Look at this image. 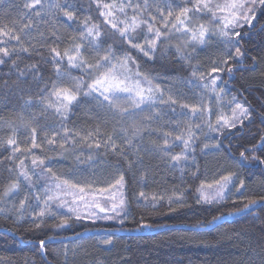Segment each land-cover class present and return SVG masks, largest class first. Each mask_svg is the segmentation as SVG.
<instances>
[{
	"label": "trees",
	"instance_id": "16d2710c",
	"mask_svg": "<svg viewBox=\"0 0 264 264\" xmlns=\"http://www.w3.org/2000/svg\"><path fill=\"white\" fill-rule=\"evenodd\" d=\"M28 2L30 0H0V27L4 25L11 27L12 22L22 27L24 23L31 21L39 32L47 34L53 31L51 23L47 26L43 24L45 17H36L33 12L25 18L23 5ZM50 2L53 0H42L45 6ZM69 2L75 5L69 11L75 12L79 20L90 17L94 23L101 25L102 32L107 31L90 0ZM35 11L42 12L39 6ZM199 22L207 23V20L200 18ZM55 30L59 37L57 42L49 39L42 43L38 38V32H32V36L37 37L32 43L45 57L49 55L47 49L50 46L57 47L60 51L70 49L71 38L79 35L78 25L66 21L56 22ZM185 39L186 37L173 33L172 38L161 45L163 51L158 50L154 59L144 57L135 50L130 51V55L138 64V71L151 80L152 86L159 85L165 90V98L169 94L176 98V90L179 89L183 93L179 97L181 103L212 108L213 123L221 114L231 117L234 105L230 106L228 101H231L233 96H236L239 102L246 101V106L250 105L251 109L255 110L251 122L245 121L243 126L226 130L223 135L213 133L212 139H205L206 128L198 133L200 146L196 150L195 166L190 159L187 163L181 162L179 166L173 167L162 160L156 152L142 151L141 164L132 168L122 164L118 170L116 158L103 147L106 135L115 137L121 127L128 128L133 119L138 121L139 117L148 115L149 111L145 109L136 117L121 120L120 117L98 107L91 98L81 99L80 103L71 109L64 126L78 136H87L88 132H92L95 140L82 141L78 136L70 137L75 138L77 143L74 148L70 147L63 154L59 148L49 146L45 137L51 138L54 132L62 134L59 117L52 110H45L39 106L23 108L21 96L35 98L44 88V84L55 80L52 65L42 61L31 48V56L26 54L21 56L20 67L24 68L25 64H39L44 80L33 81L29 74L25 80L30 91L15 96L9 95L7 90L0 91V177L7 176L6 169L18 164L19 159H25L21 153H17L11 162L5 159L11 155V147L4 143L12 135L10 125L19 124L22 116L32 127L37 128V143L41 147L32 150L33 156L51 157V163L46 161L47 167L61 180L66 179L70 183H81L84 186L91 184V188L100 189L114 184L122 174L124 186L123 189H118L117 197L122 191L129 214L123 223L118 219L74 220L67 209H63L62 213L69 217V224L61 229L54 227L59 222V217L46 219L44 226L36 229L28 215L17 221L11 213L7 217L0 214V264H97V261L102 264H264V205L247 213L227 215L236 207H242L246 202L244 197L255 199L264 196V163L261 162L264 161V147H258L255 153L246 151L257 144L260 136L264 135V123L260 117V114H264V14L258 12L253 27L245 26L242 29L239 44L236 46L240 47L245 55L239 60H228L229 53L226 47L219 41L211 40L208 45L195 48V59L191 61L190 67L189 63L177 56L175 51L177 45L183 48L182 42ZM28 44L29 42L25 41V45ZM108 44L120 45V36L115 32L109 33L102 49L97 52L89 47L84 53L85 59L92 61L95 56L103 55V48ZM0 46L18 47L14 41L5 42ZM124 51L128 49L126 47L123 50L118 49V54L122 56ZM188 51L193 49L189 47ZM224 60H228V63L224 64ZM213 67L224 69L218 73L220 80L224 82L223 84L218 82V87H223L225 92L219 102L215 99V94L185 83L191 79L190 73L193 70L197 72V76L203 74L206 77L204 82H209L212 75H216H210ZM229 67L233 69L231 73L227 71ZM132 70L136 72L137 68ZM9 72L10 65L7 62L0 66V80L9 79ZM81 75L80 71L72 72V76ZM84 78L87 79L86 76ZM11 79H16L14 71ZM57 84L60 87L73 86L72 82L67 80L57 81ZM44 95L47 97V92ZM121 104L124 107L128 106L124 99L121 100ZM224 110L229 111L224 114ZM30 113L36 114V121L32 120ZM41 115L43 118H40ZM169 118L192 125H203L208 119L195 118L187 114L177 117L168 113L164 119ZM160 123L163 121L153 124L152 127L158 128ZM163 131L171 132L175 136L180 134L181 129L165 127ZM16 138L22 151L31 148L29 136L23 129L17 131ZM217 138L221 145L219 151H201L203 143L214 144ZM59 142H63L62 137ZM149 142L162 144L163 140L161 136L155 134L144 136V143ZM90 143H100L101 148L89 150L86 145ZM116 143L123 146L120 138L116 139ZM182 147V144L176 142L171 151L173 154L178 153ZM241 151L245 152L248 160L240 157ZM75 155L85 158L91 155L97 163L76 165ZM253 155L260 157L261 160L253 161L251 159ZM31 158L25 159L29 169ZM128 159H131V156ZM36 171L39 172L40 169ZM229 172L237 173L239 179L245 181L242 195L233 189L231 196L225 201L213 204L197 203L201 184L214 185L221 176ZM32 180L33 183L50 186L47 176L42 175L38 181L33 175ZM234 183L238 184V181L234 179ZM3 186L4 183H0V188ZM21 186H24L23 182ZM36 191L43 194L42 188H37ZM141 191L149 197L159 193L171 196L175 192L177 196L183 195V202L171 204L175 211H169L166 201L152 207L150 203L139 198ZM34 210L38 209L29 208L28 212ZM221 213L225 215L220 220L212 221L213 216H220ZM141 223L150 226L140 227ZM49 237L52 239H48ZM107 238H111L113 244L97 243ZM42 239L45 240L43 250L39 245ZM64 249L68 250L67 256L63 255Z\"/></svg>",
	"mask_w": 264,
	"mask_h": 264
},
{
	"label": "snow or ice",
	"instance_id": "6c2138e0",
	"mask_svg": "<svg viewBox=\"0 0 264 264\" xmlns=\"http://www.w3.org/2000/svg\"><path fill=\"white\" fill-rule=\"evenodd\" d=\"M90 3L95 6L96 14L101 18L103 26L107 31H101V25L94 23L91 18H85L82 21L76 17L75 12L69 11L75 7L69 0H53L47 6L42 3V0H30L25 3V18L33 12L36 17H45L43 24L51 23L53 31L45 34L39 32L36 26L28 21L21 27L12 22L11 27L4 25L0 27V45L5 42L14 41L17 46L9 48L0 46V66L7 62L10 65L9 79L0 80V91L7 90L9 95H20L31 89L26 86L25 78L31 74L32 80L43 82V74L40 73V65L25 64L24 68L20 67L21 56L26 54L31 56L32 51L44 62L52 65V72L55 75V80L44 84V88L34 98L21 96L23 108H31L39 106L45 110H52L60 119V132H54L51 138L45 137L49 146L59 148L61 153L67 152L68 149L74 148L78 134L72 132L65 127V122L69 118L71 109L78 105L81 99L91 98L97 103V106L105 109L107 112L118 116L123 120L126 117H136L138 113L148 109L149 114L139 117V120L133 119V122L128 128L121 127L116 136L106 135L103 147L106 152H110L116 158V168L126 164L128 168L138 166L143 162L140 155L144 152H156L162 160L167 161L171 166L177 167L181 162L187 163L190 159L195 166V154L200 137L198 133L203 132L206 128L207 133L204 134L205 139H212L213 133L223 135L226 130L235 129L238 126H243L245 121L251 122L252 113L255 111L251 106H246L247 102H239L236 96H233L228 104L234 105L231 109V117H226L223 114L219 115L215 123L211 120L212 108L208 106H197L181 103L179 97L183 95L176 90V98L169 94L165 98V90L159 85L152 86L151 80L147 76L138 71V64L134 57L130 55V51L135 50L144 57L154 59L158 50L163 51L161 45L172 38V34H179L186 39L182 42L183 48L180 45L175 46L177 56L189 63L195 59L194 50L197 46H206L209 41L216 40L226 47L229 53L228 60L244 57L245 53L241 48L236 46L241 38V31L245 26L253 27V21L257 20V13L264 14V0H90ZM37 6L42 10L35 11ZM200 18L207 20V23L199 22ZM66 21L69 24L78 25L79 35L71 38V48L63 51L57 47L50 46L47 51L49 55L43 56L40 49L32 42L37 37L32 36L33 31L38 32V38L43 43L49 39L57 42L55 26L56 22ZM115 32L121 38V44L113 46L108 44L103 48V55H97L92 61L85 59L84 53L89 50V47L99 52L102 45L106 43L109 33ZM28 41V46L25 45ZM80 41V43H76ZM124 51L123 55L118 54V49ZM189 47L193 51H188ZM30 48L32 51H30ZM71 52L72 54H69ZM228 60L223 63L227 64ZM63 65V67H62ZM131 65V66H130ZM133 68H137L133 72ZM74 70L80 71L81 76H72ZM224 69L213 67L211 69L212 78L209 82H204L206 77L203 74L197 76L195 70L191 71V79L187 80L186 84H191L200 87L202 90H207L215 94V99L219 102L225 94L223 87H218V82L223 84L218 73ZM15 72L16 79L12 80V72ZM231 73L233 69L227 68ZM39 74V75H38ZM87 77L85 79L84 77ZM70 81L72 87H60L57 81ZM171 91V90H169ZM47 92V97L44 93ZM128 102V106L124 107L121 100ZM179 109V112H177ZM171 113L172 116L189 115L191 117H207L208 119L201 124H187L179 119H167L164 117ZM32 120L36 121V114L30 113ZM261 122L264 123V114H260ZM40 118H43L41 115ZM158 128H153L152 125L161 122ZM165 127H175L181 129L179 135L173 136L171 132H165ZM23 129L25 134L29 136L31 148L23 151L18 146L16 133ZM9 130L12 135L4 141L11 147V155L5 158L11 162L16 158L17 153H21L26 158L30 159L31 169L25 164V159H19L18 164L6 169L7 176L0 177V183L4 186L0 188V214L6 217L9 213L15 216L17 221L23 220L25 215H28L32 221L34 228L40 229L44 226L46 219H56L59 217V222L55 224V228L61 229L69 224V217L62 213L63 209L71 214L74 220H112L118 219L123 223L128 216L126 199L121 191L117 197L110 190L113 188L123 189L124 176L119 175L114 184H109L107 188L98 189L99 197L96 192L91 190V184L86 187L81 183H70L68 180H61L55 176L52 169L47 167V163L52 162L51 157L33 156V149H39L41 146L37 143V128L32 127L30 123L20 117V123L10 125ZM158 135L162 137L163 143L156 144L155 142L144 143V136ZM63 142H59L60 139ZM80 140L92 139L95 140L92 132H88L87 136L79 135ZM122 140V145L116 143V139ZM172 141V144H170ZM179 142L182 144V150L173 154L171 149L173 144ZM220 141L214 144L203 143L201 151L220 150ZM86 147L100 149V143H90ZM258 147H264V135L260 136L259 142L246 151L255 153ZM118 154V155H117ZM240 157L243 160L249 158L245 156V152H240ZM131 156V159L128 157ZM76 165L93 164L97 160L93 156L88 155L86 158L80 155L74 157ZM253 161L261 160L260 157L253 155ZM264 163V161H261ZM40 169V171H36ZM33 175L37 180H41L42 175L49 177L50 186H45L43 183H33ZM234 179L238 181L234 183ZM23 182V187L21 186ZM37 188L43 189V194L36 191ZM25 189H27L25 191ZM242 195V190L245 189V181L239 179L237 173L229 172L223 175L215 184H201L199 188V196L197 203L213 204L225 201L231 196L232 190ZM105 193H109L105 196ZM71 196L68 200L66 197ZM91 197L90 200L86 197ZM139 198L144 202L150 203L152 207H156L160 202L166 201L169 205V211H175L171 208L172 203H182L183 195L166 196L164 193L153 194L151 197L146 196L144 192L139 193ZM246 202L242 207H236L233 212L227 215H235L238 213H247L255 209L258 205H264V196L259 198H243ZM101 200L104 204H101ZM32 201L36 203L33 204ZM235 203V201L233 202ZM81 205L88 212H81ZM106 205V206H105ZM29 208H34L32 212H28ZM225 213L220 216H213L212 221L220 220ZM140 227H149L146 223H141ZM79 235V234H77ZM48 239H52L49 237ZM100 245H111V238L103 239L97 242ZM41 249H45V240H40ZM68 250H63V255L67 256ZM97 264L102 262L97 261Z\"/></svg>",
	"mask_w": 264,
	"mask_h": 264
},
{
	"label": "rangeland",
	"instance_id": "374dc122",
	"mask_svg": "<svg viewBox=\"0 0 264 264\" xmlns=\"http://www.w3.org/2000/svg\"><path fill=\"white\" fill-rule=\"evenodd\" d=\"M228 111H229V110H228ZM228 111L224 110V114L227 113ZM83 186H84V185H83ZM85 187H86V190H87V186H85ZM91 190L94 191V192H96L97 197H99L98 189L91 188ZM110 191H111L112 193H114L116 196L118 195V189L113 188V189H111ZM108 194H109V193H105L104 195L107 196ZM66 199L71 200L72 197H71V196H68V197H66ZM86 199L90 200L91 197H90V196H89V197H86ZM102 201H103V200L100 201L101 204H104V203H102ZM80 210H81V212H88V211H90L89 209H85V208L83 207V205H81V209H80Z\"/></svg>",
	"mask_w": 264,
	"mask_h": 264
},
{
	"label": "water",
	"instance_id": "95a60500",
	"mask_svg": "<svg viewBox=\"0 0 264 264\" xmlns=\"http://www.w3.org/2000/svg\"><path fill=\"white\" fill-rule=\"evenodd\" d=\"M258 206H260V205H258ZM258 206H257V207H258ZM257 207H256V208H257Z\"/></svg>",
	"mask_w": 264,
	"mask_h": 264
}]
</instances>
